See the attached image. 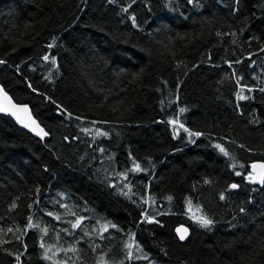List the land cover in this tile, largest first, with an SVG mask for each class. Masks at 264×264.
Instances as JSON below:
<instances>
[{
	"label": "trees",
	"instance_id": "1",
	"mask_svg": "<svg viewBox=\"0 0 264 264\" xmlns=\"http://www.w3.org/2000/svg\"><path fill=\"white\" fill-rule=\"evenodd\" d=\"M262 48L264 0H0V84L49 134L0 116V264H264ZM176 116L204 135L174 139Z\"/></svg>",
	"mask_w": 264,
	"mask_h": 264
},
{
	"label": "snow or ice",
	"instance_id": "2",
	"mask_svg": "<svg viewBox=\"0 0 264 264\" xmlns=\"http://www.w3.org/2000/svg\"><path fill=\"white\" fill-rule=\"evenodd\" d=\"M112 2H113V0H109V3H112ZM188 2L189 3H193L194 0H188ZM124 11H127V9H124ZM133 20H134V18H133ZM243 31H244V29H241V32H243ZM218 35H220V34L218 33ZM231 35L235 38L236 33H232ZM233 42H235V39H234ZM49 47H52V45H49ZM13 51H15V49H13ZM261 51H264V48H262ZM49 59L52 60V63H55V59L54 58H50L47 55L44 57L45 61H48ZM240 62L241 61H237V63H240ZM2 63H4V61L0 60V64H2ZM237 84H239V79L237 80ZM29 87H31V85H29ZM246 90L249 93L254 91V89L251 88V87L247 88ZM259 91L260 92H264V88H260ZM244 93H245V87L241 86L240 91L236 94L237 95V99L238 100L250 99V97L248 95H245ZM0 100L3 101V103H0V112H5V113L10 112L11 115H13L16 118L18 123H21L26 128H30L33 132H35L37 135L41 136L42 138L44 136L48 135V133L45 132L43 128H40L39 125L36 123V121L34 119H32L30 115H27L28 112H29V109L27 108V106H17L16 104L12 103L11 98L7 95V93L5 92V90L3 88H0ZM63 111L64 110L61 109L62 113H63ZM185 111H186L185 108H180L179 109L180 113H184ZM22 114H25V115H22ZM67 116L69 118H71L72 117V113L71 112L67 113ZM76 118L79 119V117H76ZM251 122L252 123H259V121H256V120H253ZM92 123L96 124L98 122L97 121H92ZM102 123H106V122H102ZM168 123L173 126V138L174 139L177 136L180 135V130H183V132L188 134L189 143H195V140H193L192 137H200L201 135H204L201 132L191 131L190 129L186 128L184 126V124L181 122L179 116H176V117H174L172 119H169ZM81 130L83 132H85V134H89L92 131V129H88V128H82ZM95 135L96 136H105L106 137V136L109 135V133L107 131H103V130L97 128V129H95ZM209 139H210V137H209ZM221 139H224V138H221ZM231 143H235V141H231ZM214 147L223 156L228 157L230 159H233L232 156H231L230 151L224 146V144L215 143ZM240 147H244V145H240ZM103 151L104 150L101 149V152H103ZM232 167L235 168L236 165L233 164ZM239 167L243 168L244 165L241 164V165H239ZM250 167H251V171L248 172V174L245 176V179H247L250 183H259L261 185H264V162H259V163L253 162L250 165ZM141 170H142L141 169V165L139 163L135 162V160H134L133 161L132 171H141ZM235 174L237 176L242 175V173L240 171H236ZM116 175H118L119 177H121L123 179L127 178V172L117 173ZM204 183L208 184V183H211V181L205 180ZM110 186L111 187H116L115 184H112ZM124 187H128V185L125 184ZM238 187H239V185L236 184V183H233V184L230 185V188H232V189H236ZM37 191H39V189H37ZM122 194L127 195V193H123V192H122ZM168 199L171 200L172 198L168 197ZM220 199L221 200L225 199V196H224L223 193H221ZM186 203L188 204L189 211L191 212L192 211V208H191L192 201H191V199H188L186 201ZM11 207L15 208L16 204L13 203ZM31 207H32V205H29V208H31ZM196 211H197V213H200L199 207H197ZM243 211H244V209L241 208V212H243ZM48 215L53 216L54 214L53 213H48ZM54 218L57 219V220L61 219L60 216H54ZM145 218L147 219V221L149 223L155 222L153 218H150L147 215L145 216ZM84 219H85V217H82V216L81 217H77L75 219V222L71 224L72 229L74 230V229H77V228H82ZM192 219L196 223H198L201 227H203V228H210V226L213 224V220H211L207 216L203 215L202 213H200L199 215L193 213ZM35 227H38V225L33 224L32 217L30 216L29 217L28 226L24 230L22 235L26 234L28 229L35 228ZM109 227L116 228L117 225H115V224H111V225L105 224V225L102 226V231L106 232ZM7 231L8 232H12L13 229L9 228V229H7ZM63 231L67 232L68 230L65 229ZM176 231H177V233L179 235V239L181 241H184L186 239L187 235H188V229L187 228H178ZM41 232L43 233V235H47L48 234V229L47 228L41 229ZM85 235H89V233L85 232ZM57 236L59 237V233H57ZM17 239L19 240L20 237H17ZM41 239L43 241V236L41 237ZM129 239L133 240V242H134V235H130ZM5 242H7V241H5ZM40 246H41V248L45 249V254H44L43 258L45 260L51 259V257L48 255L49 249L45 247V244L42 242ZM125 247L127 249H129V251L127 253V259H145V260L148 259L147 254H143L142 249L140 248L139 244H135V247H136L137 252H140L141 255H136V256L133 255V252L131 251V249L133 247V244H126ZM70 251L74 252V251H76V249L72 248V249H70ZM9 255H11V253H9ZM19 259H20V256L17 255L16 256V260L19 261ZM101 260H103V257H101ZM121 264H123V261L121 262Z\"/></svg>",
	"mask_w": 264,
	"mask_h": 264
},
{
	"label": "water",
	"instance_id": "3",
	"mask_svg": "<svg viewBox=\"0 0 264 264\" xmlns=\"http://www.w3.org/2000/svg\"><path fill=\"white\" fill-rule=\"evenodd\" d=\"M0 88H3L1 84H0ZM3 89H4V88H3ZM5 92H6V91H5ZM6 93H7V92H6ZM7 95L11 98L12 103L16 104L17 106H27V108L29 109V112H28L27 115H30L31 118L34 119V120L36 121V123L39 125L40 128H43L42 125L38 122V120L34 117L32 111H31V109H30V107H29L28 105H26V104H19V103H16V102L12 99V97L10 96L9 93H7ZM0 103H3V101L0 100ZM22 115H25V114H22ZM0 116H5V117H8V118L12 119L13 122L16 124L17 127H19L20 129H22V130L28 132L32 137H34V138H36V139H38V140H40V141H42V142L47 141V140L49 139V134H48L47 136H44V137L42 138L41 136H39V135H37L35 132H33L30 128H26V127H24L21 123H18L17 120H16V118H15L13 115H11L10 112H8V113L0 112ZM43 129H44V128H43ZM44 131H45V129H44ZM45 132H46V131H45ZM257 163H259V162H257ZM178 228H187V229H188V227L185 226V225H183V224H181V225H178V226L175 228V231H174V232H175V235H176V237H177V239H178V241L183 243V242L189 237V235H190V230L188 229V235H187L186 239H185L184 241H181V240L179 239V235H178V233H177V231H176Z\"/></svg>",
	"mask_w": 264,
	"mask_h": 264
}]
</instances>
